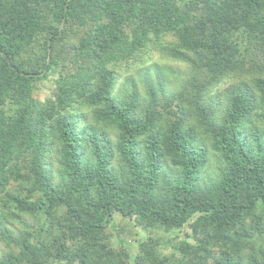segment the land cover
<instances>
[{
    "label": "trees",
    "instance_id": "obj_1",
    "mask_svg": "<svg viewBox=\"0 0 264 264\" xmlns=\"http://www.w3.org/2000/svg\"><path fill=\"white\" fill-rule=\"evenodd\" d=\"M0 264H264V0H0Z\"/></svg>",
    "mask_w": 264,
    "mask_h": 264
},
{
    "label": "rangeland",
    "instance_id": "obj_2",
    "mask_svg": "<svg viewBox=\"0 0 264 264\" xmlns=\"http://www.w3.org/2000/svg\"><path fill=\"white\" fill-rule=\"evenodd\" d=\"M127 72H128L127 70H122V71H121V73H123V74H127ZM212 166H213V165H212ZM137 230H138V231H137L138 233H139V232H142L141 229H140L139 227L137 228ZM126 232L129 233V234H131V231H129V230H126ZM135 250H136V248H135L134 246H132V251L135 252Z\"/></svg>",
    "mask_w": 264,
    "mask_h": 264
},
{
    "label": "water",
    "instance_id": "obj_3",
    "mask_svg": "<svg viewBox=\"0 0 264 264\" xmlns=\"http://www.w3.org/2000/svg\"><path fill=\"white\" fill-rule=\"evenodd\" d=\"M67 8V7H66ZM64 22H65V18L63 19L61 25H60V29H62L64 27Z\"/></svg>",
    "mask_w": 264,
    "mask_h": 264
}]
</instances>
